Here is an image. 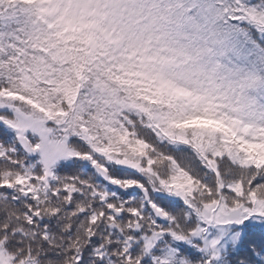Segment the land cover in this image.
I'll use <instances>...</instances> for the list:
<instances>
[{"label":"trees","instance_id":"obj_1","mask_svg":"<svg viewBox=\"0 0 264 264\" xmlns=\"http://www.w3.org/2000/svg\"><path fill=\"white\" fill-rule=\"evenodd\" d=\"M254 73L264 77V0H0L1 247L31 264H264V220L216 223L237 237L227 244L224 235L213 243L215 224L202 220L222 199L264 204V90ZM18 116L72 154L53 164L29 156ZM91 154L125 190L82 161ZM116 209L164 234L150 256L128 243V224L125 239L108 229Z\"/></svg>","mask_w":264,"mask_h":264},{"label":"rangeland","instance_id":"obj_2","mask_svg":"<svg viewBox=\"0 0 264 264\" xmlns=\"http://www.w3.org/2000/svg\"><path fill=\"white\" fill-rule=\"evenodd\" d=\"M261 72V71H260ZM261 73H254L252 79H254L255 77L260 78V86L259 89H263L264 90V77L260 76ZM223 76L225 77H231L230 74H223ZM240 76L246 77L245 74H240ZM260 76V77H259ZM232 78V77H231ZM254 84V82H253ZM255 88V87H253ZM252 89H249V91H251ZM259 91V90H257ZM248 96V93L246 94V97ZM217 112V111H216ZM215 112L213 113L212 117H215ZM27 119V118H26ZM23 118V116H18L17 120L22 124L23 127H25L26 129L29 128L31 129V131L34 133L35 136H37L38 140H41L43 142L42 145V151H41V155L40 158L43 159L44 161H46L47 163H54L55 161H57L59 158H62L63 156L66 155L65 151H64V145L60 144V143H53L52 142V138L50 135V130L43 125L41 122L39 121H35V120H31L28 119L26 120ZM234 126V125H233ZM235 127V126H234ZM236 128V127H235ZM237 131L239 133H242V130L237 129ZM236 131V132H237ZM237 132V133H238ZM132 167H135L137 169H140V166L133 164ZM149 170V169H148ZM160 189L163 188V191H166V193L168 195L171 196H181V194L177 191V188L174 189V191H171L168 189V187L164 184V182H160L159 184ZM157 192H159L160 190L157 189ZM182 198H184V200L186 201L187 199L184 197V195L182 196ZM255 207L254 208H245L244 206H234V207H230L229 204L227 203V201L225 199H222L221 203H214L211 205H207L204 208V213H203V218L202 220L205 223H209V224H215L213 227V229L218 232V235H216L212 242L213 243H219L221 242V238L226 237L228 235H226L224 233V231H222V226L220 229V226L218 228V225H216V223L218 224H223L225 226H229L232 222L236 221L237 223L240 222L239 218L240 217H244V218H254L253 220L255 221H262L264 220V204L262 202H257L255 203ZM236 216H238V219H234ZM133 221L131 220V218H127L125 220L124 223L129 224L132 223ZM226 232L229 233L230 232V227L226 228ZM231 237L237 239L236 236L234 235H230ZM226 237L227 240L224 241V244H227V242H229V238L231 237ZM164 237L163 235L160 234H153L150 237H147V245L152 246V244H154V242L157 241H162ZM200 237V236H199ZM205 242L207 246H211V241H208L206 237H204L203 235H201V237ZM0 264H31L30 262H20V263H16L15 260L13 259V257L8 254L7 252H5V250L1 247L0 244Z\"/></svg>","mask_w":264,"mask_h":264},{"label":"water","instance_id":"obj_3","mask_svg":"<svg viewBox=\"0 0 264 264\" xmlns=\"http://www.w3.org/2000/svg\"><path fill=\"white\" fill-rule=\"evenodd\" d=\"M18 139H19L20 143L22 144V146L24 147V149L26 151H28L32 156H35L38 153L39 149H32L27 138H25L23 136H19ZM98 172H99V175L103 179H105L107 182L111 183L113 186L120 187L117 183L109 180V177L104 170L98 169ZM138 189H141L143 191V193L146 195V197L148 198L147 191L145 189H143L142 187H138ZM151 208H152L157 219H159L161 221H167V216L161 210H159L154 205H151ZM109 227L115 228V229L117 228V227H115L114 224L109 225ZM148 253H149V251H148Z\"/></svg>","mask_w":264,"mask_h":264},{"label":"flooded vegetation","instance_id":"obj_4","mask_svg":"<svg viewBox=\"0 0 264 264\" xmlns=\"http://www.w3.org/2000/svg\"><path fill=\"white\" fill-rule=\"evenodd\" d=\"M62 200V199H61ZM66 204V203H65ZM66 206H67V209H69L71 206H70V203H67L66 204ZM74 211V210H73ZM85 210H83V212H84ZM74 213H78V214H80L81 212H79V211H74ZM120 221L119 222H121L122 221V223L124 222V220H126L127 218H128V216L127 215H124V216H122V214H120ZM115 221H117V218H115ZM117 223V222H116Z\"/></svg>","mask_w":264,"mask_h":264}]
</instances>
